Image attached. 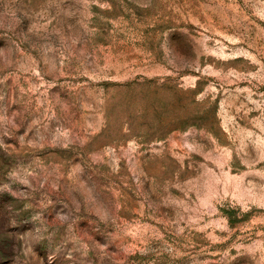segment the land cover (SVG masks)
<instances>
[{"label": "rangeland", "instance_id": "1", "mask_svg": "<svg viewBox=\"0 0 264 264\" xmlns=\"http://www.w3.org/2000/svg\"><path fill=\"white\" fill-rule=\"evenodd\" d=\"M0 264H264V0H0Z\"/></svg>", "mask_w": 264, "mask_h": 264}]
</instances>
